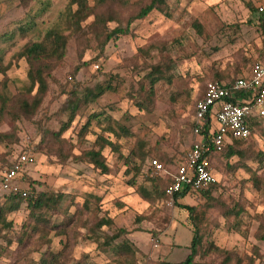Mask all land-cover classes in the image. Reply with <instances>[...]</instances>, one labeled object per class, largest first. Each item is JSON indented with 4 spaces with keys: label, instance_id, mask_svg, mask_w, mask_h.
<instances>
[{
    "label": "rangeland",
    "instance_id": "rangeland-1",
    "mask_svg": "<svg viewBox=\"0 0 264 264\" xmlns=\"http://www.w3.org/2000/svg\"><path fill=\"white\" fill-rule=\"evenodd\" d=\"M49 1L41 25L51 24L66 4L65 0ZM145 1L129 0L121 7L122 19ZM167 1L169 15L153 10L103 50L87 28L92 17L83 22V31L70 35L65 57L51 61L48 87L38 105H30L35 90L22 93L27 63L11 56L39 33L22 36L16 31L11 41L0 39L4 64L12 61L6 74H0V91L2 81L8 80L11 96L0 115V133L7 135L0 138V179L6 168L26 154L32 159L23 164L18 185L56 198L53 208L46 204L38 211L39 217L30 214L24 201L1 218L0 264H37L53 251L62 252L65 264H156L172 242L192 238L189 225L180 223L187 210L172 202L167 192L159 195L153 187L160 183L165 190L184 160L194 140L195 104L207 82L245 76L262 56L264 0ZM25 12L20 5H6L0 34L15 31L16 19ZM195 22L202 25L201 31ZM156 65L161 78L151 103L147 74ZM76 66H80L77 73ZM100 84L109 86L104 94L81 108L72 125L58 134L69 116L70 93ZM23 97L29 100L28 107L19 104ZM93 113L101 115L91 117ZM261 120L251 137L237 145L243 156L229 157L224 151L214 158L217 188L213 196L218 201L200 217L202 248L194 264H264V117ZM98 136L113 142L102 150L108 173L85 156L88 150L99 148ZM154 158L164 164L166 172L152 177ZM141 186L147 190L145 196ZM87 197L91 210L83 208ZM179 201L202 208L207 200L202 193L190 191ZM233 206L243 210L240 216L226 215L225 210ZM102 216L112 223L94 229ZM186 220L191 225L190 217ZM121 228L127 232L112 245L99 244L105 235ZM123 239L130 249L118 253L115 246ZM188 254L184 246H175L164 259L180 261Z\"/></svg>",
    "mask_w": 264,
    "mask_h": 264
},
{
    "label": "trees",
    "instance_id": "trees-1",
    "mask_svg": "<svg viewBox=\"0 0 264 264\" xmlns=\"http://www.w3.org/2000/svg\"><path fill=\"white\" fill-rule=\"evenodd\" d=\"M65 1L66 4L64 8L58 12L56 18L49 25L45 23L44 25H41L39 23L43 22L41 16L49 8V0H5L0 2V19L5 15L6 5L12 6L13 8L20 5L26 8L24 16L16 19L19 24L17 27H15V31H5L1 33L0 39L2 38L6 42L11 41L16 31H19L22 36H27L32 33H39L35 39H29L18 51L14 52L11 56L16 60L24 59V61L27 63V83L23 86L22 93L32 94L35 90V93L33 94L34 99L31 104L25 97H23V99L19 98V104L24 107H28L29 104L31 106L39 104L42 95L46 92L48 87L47 77H49L51 73V61L61 60L65 57L70 35L83 31L84 26L82 25V23L86 22L89 18L92 17V21L87 25V28L96 40L98 47L103 50L110 40L130 33L132 31L133 22L135 20L145 18L153 10H158L166 15H169V4L167 0H147L142 3L135 12L130 14L125 21L121 17V7L127 5L129 3V0H94L93 4H91L89 0ZM110 22H117V24L113 28H110ZM194 26L198 29V31H201L202 25L199 22H195ZM42 30H45L43 34ZM67 31H70L71 33L69 34L67 33ZM4 54V48H0V74H6V71L12 65V61H8L7 64H4ZM79 69L80 66H76L74 72L77 73ZM147 76L150 77V87L147 92V98L148 102L152 103L155 93L154 86L161 78L158 65L153 66L151 72H149ZM107 87H104L100 84L93 87H86L81 90L74 89L73 92L70 93V97L68 98L66 104V108L69 114L68 119L64 123H62L58 134L66 131L72 125L77 112L81 108L90 105L98 98H100L104 94ZM9 93L8 80L4 79L2 81V91H0V115H2L3 112L7 109L8 99L11 97ZM238 95L245 96L246 92L241 91ZM228 99L230 101L237 102V98L235 97ZM140 107L143 108L144 106ZM91 115V117L99 118L101 114L93 113ZM90 121L91 119H89L83 126L82 129L84 131L89 127L91 123ZM261 124V118H253L251 121L252 132L255 126ZM214 126L215 125L213 124L211 118L208 117L207 122L204 124L203 133L205 134L208 142L211 144L213 143L212 131L213 129H215ZM123 130L126 131V128H123ZM251 135L248 138L234 137L230 142H227L221 150H217L212 145L211 151L208 153V157L212 165L214 164L215 156L224 151L229 157L233 155L243 156L242 149H238L236 147L241 142L248 140ZM5 136H7L5 133H0V138H3ZM97 141L99 143V148L88 150L87 152H85V156L90 160L94 167L100 169L102 173H108L109 166L105 162L102 150L105 145H112L113 142L109 138H106L104 136H98ZM171 182L172 177L168 185ZM129 183L134 185L135 181L131 180V182L129 181ZM159 185L160 183H157L156 185L154 184L153 188L159 195H164L167 192L166 189L168 185L165 190L161 189ZM139 188L141 190V193L145 196V192H147L146 188H144L143 186ZM216 188L217 182H214L205 189H184L179 191L175 195V204L182 208H186L189 212L191 226L194 233L192 243L190 245V253L184 259L178 262L160 260L156 264H194L195 258L200 254V250L202 248L203 236L199 223L200 217L201 215H204L211 207L217 205L216 202L218 201V199L213 196V191ZM25 191L27 192L26 194H23V191L19 193H10L7 194L4 198L0 199V220L1 218L5 219V214H7L9 211L18 209L24 201L27 202L30 208V214H32L34 218L39 217L38 211L46 204H48V206L52 208L56 204L55 196L52 195L50 198H48L47 192L38 191L37 193H35L28 192L27 190ZM190 191L200 192L206 198L207 201L202 205V208L184 204L178 201L180 197H183L187 192ZM90 205L91 200L87 197V199L83 203V208L85 210H91L92 208ZM198 209H201L202 211L200 212ZM242 211L243 210L240 207L233 206L226 209L225 213L226 215H234L236 217L240 216ZM111 223L112 222L109 217L102 216L95 221L94 229L100 230L103 226L109 225ZM5 224L11 225L10 222H6ZM62 232L63 230L59 233ZM126 232V229L121 228L112 235H105L103 237L104 240L102 242H99V244L110 246L117 238H120ZM129 246L130 245L128 240L123 239L118 243V245L115 246V249L118 253H121L125 252V250H129ZM62 256V252L53 251L50 255L42 256L37 264H65L61 261Z\"/></svg>",
    "mask_w": 264,
    "mask_h": 264
},
{
    "label": "built area",
    "instance_id": "built-area-1",
    "mask_svg": "<svg viewBox=\"0 0 264 264\" xmlns=\"http://www.w3.org/2000/svg\"><path fill=\"white\" fill-rule=\"evenodd\" d=\"M260 10H263L262 6ZM241 91L246 95L239 96ZM233 97L237 98V102L228 99ZM208 117L215 125L212 144L203 133ZM255 117H264V45L262 56L251 66L247 75L233 81L213 79L207 82L204 95L196 102L192 128L194 140L166 189L172 202H175V195L181 190H202L216 182L214 167L208 157L212 145L221 150L234 137L248 138L252 133L251 121ZM31 159L22 154L6 168L0 179V199L10 193H27L16 180L23 164ZM150 170L152 177L166 172L164 164L156 158L151 160Z\"/></svg>",
    "mask_w": 264,
    "mask_h": 264
},
{
    "label": "crops",
    "instance_id": "crops-1",
    "mask_svg": "<svg viewBox=\"0 0 264 264\" xmlns=\"http://www.w3.org/2000/svg\"><path fill=\"white\" fill-rule=\"evenodd\" d=\"M189 192H187L183 197H180L179 199L181 200H183L184 199V197L185 196H187V194H188ZM179 201V200H178ZM180 202V201H179ZM183 203V202H182ZM186 209V208H185ZM187 210V209H186ZM187 212H188V210H187ZM189 217V212H188V214L186 215V217L184 218V220H183V222H180V223H182V225H189V227L192 229V226L190 225V224H188L187 223V220H186V218H188ZM171 224V223H170ZM166 231L167 230H165L164 232H162L161 233V241H162V235L163 234H165L166 233ZM192 232H193V229H192ZM193 236H194V233H193ZM193 236H192V238L190 239V241H186L185 243H180V242H178V243H176V242H172V244H170L171 245V247H170V249H168L167 251H165V252H161V255H162V260H166V259H164V256L166 255V254H168V253H172V251L174 250V247L175 246H184L188 251H189V253H190V245H191V243H192V239H193ZM162 243H163V241H162ZM162 245V244H161ZM167 256V255H166ZM184 259V258H183ZM167 261V260H166ZM181 261V260H180ZM169 262H178V261H169Z\"/></svg>",
    "mask_w": 264,
    "mask_h": 264
}]
</instances>
